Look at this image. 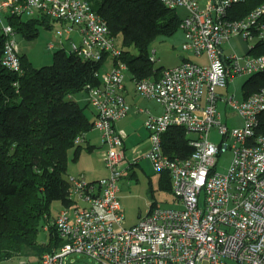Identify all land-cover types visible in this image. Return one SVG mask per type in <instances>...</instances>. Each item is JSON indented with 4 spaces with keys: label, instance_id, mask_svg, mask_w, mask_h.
<instances>
[{
    "label": "built area",
    "instance_id": "1",
    "mask_svg": "<svg viewBox=\"0 0 264 264\" xmlns=\"http://www.w3.org/2000/svg\"><path fill=\"white\" fill-rule=\"evenodd\" d=\"M163 1L173 8L186 6L188 14L180 23L183 47L205 59L185 56L178 65L163 68L158 78L133 81L139 95L163 106L161 114L145 122L151 141L147 155L157 171L170 172L172 191L183 206L156 204L137 223L126 226L119 181L132 162L125 152L127 133L115 122L131 111V105L125 95L129 69L118 37L89 0H0L2 24L3 12L46 14L60 23L61 43L62 37L70 36L71 51L86 59L100 60L105 53L117 59L106 74L100 73L99 85L86 88L96 111L94 127L105 145L108 174L95 181L84 173L68 176L69 195L76 203L63 207L53 221L64 243L44 253L38 264H63L68 256L80 254L100 264H264V132L259 130L264 87L241 99L225 98L244 120L233 128L222 120L216 90L238 75L264 69V54L250 52L243 65L239 55H227L223 47L234 36L250 40V50L264 39V4L245 17L232 18L230 6L243 0ZM3 32L7 38L2 62L21 71L16 32L9 23L3 24ZM150 59L157 61L153 54ZM173 124L185 126L192 135L194 150L187 158L164 151L162 134ZM213 128L222 135L219 143L209 138ZM227 148L233 153L230 166L218 172V156Z\"/></svg>",
    "mask_w": 264,
    "mask_h": 264
},
{
    "label": "trees",
    "instance_id": "2",
    "mask_svg": "<svg viewBox=\"0 0 264 264\" xmlns=\"http://www.w3.org/2000/svg\"><path fill=\"white\" fill-rule=\"evenodd\" d=\"M89 1L106 19L111 32L122 36L121 58L131 78H158L163 68L155 67L150 59V46L158 36L173 35L180 28L182 18L177 9L163 0ZM261 4L264 0L234 3L229 15L245 17ZM6 17L16 33L29 39L39 35L40 24L52 27L46 14L28 19L13 14ZM6 38L0 27V263L18 258L26 264H38L44 253L64 243L50 221L52 203L59 200L63 207L76 203L69 195L68 166L70 159L77 161L83 150L77 138L94 128L85 106L74 95L86 96L88 84L102 82L100 73L109 54L92 60L61 47L54 52L53 63L41 67L21 54L22 70L16 71L2 62ZM133 45L137 53L130 50ZM250 52L264 54V39H258ZM263 87L264 69L248 75L243 97ZM259 130L264 132V111ZM191 138L185 126L170 125L162 134L165 153L187 158L194 150ZM160 185L172 190L169 171H160ZM156 204L152 202L150 209ZM44 220L49 223L48 237L40 241Z\"/></svg>",
    "mask_w": 264,
    "mask_h": 264
},
{
    "label": "rangeland",
    "instance_id": "3",
    "mask_svg": "<svg viewBox=\"0 0 264 264\" xmlns=\"http://www.w3.org/2000/svg\"><path fill=\"white\" fill-rule=\"evenodd\" d=\"M181 18H185L188 14L186 6L178 5L176 7ZM3 15V24L8 23L5 13ZM28 19V16H23ZM51 18L52 27H46L39 25L40 33L36 38L29 39L21 33H15L16 39L19 42L21 54H25L32 64L36 67L44 65H50L53 63V54L61 47H65L67 51H71L72 43L70 36L65 35L62 37L63 42H60V38L57 35V29L60 28V23L54 18ZM3 24L0 22L1 31H3ZM185 34L184 30L180 27L173 35H160L158 36L150 46L151 54L156 55L157 61L154 62L155 67L168 68L173 67L181 63V56H186L193 61H202L204 58L195 55L192 51L184 49ZM119 45H122V36L120 35L117 40ZM50 43H55L54 46H50ZM252 42L245 40L240 36H234L224 43L225 53L227 55L237 54L240 56V61L244 65L246 59L250 54V47ZM133 53H137L138 49L133 45L130 47ZM156 50V52H154ZM113 67V58L109 55L101 69V74L104 75L110 68ZM248 78V75H238L233 80H230L227 85L218 86L217 93L220 96L218 100V110L221 112L223 122L227 123L230 128L235 126H241L244 123L243 117L240 113L232 107L226 97L234 95L238 99L243 97L244 82ZM131 82V75L127 72V80ZM131 86L132 83H131ZM139 95V94H138ZM207 90H205V97ZM140 99H145L142 95H139ZM143 97V98H142ZM74 98L79 101L82 106H85L87 115L92 119L96 118L95 108L89 103L87 105V97L82 94L74 95ZM94 141L102 142L101 132L99 129L94 131ZM196 135V134H193ZM210 140L215 143H219L222 139V135L217 128H213L209 134ZM87 147V146H86ZM85 144H83V153L87 154ZM81 153V154H83ZM92 161L95 164L105 165V162L100 161L101 153H95L90 155ZM233 157L232 150L227 148L223 150L218 156L217 171L226 172L230 166ZM80 161H71L69 163L70 169H75ZM68 166V167H69ZM101 167V168H103ZM106 167V165H105ZM136 174H132V170H129L119 181L120 191L118 196L121 201V205L125 214L126 226L137 223L141 217L146 216L151 208L152 202H156L164 207H181L183 206L182 200L178 198L172 190L164 189L160 185V171L155 169V166L150 157H145L140 161V164L135 167ZM63 208L62 203L59 200H55L52 203V215L50 221L58 216L60 210ZM44 226L41 227L38 239L40 241H46L48 237V231L45 229L48 226V221H43ZM24 260L11 259L0 264H22ZM63 264H100L98 260L93 259L90 256L82 257L78 255L76 258L68 256Z\"/></svg>",
    "mask_w": 264,
    "mask_h": 264
},
{
    "label": "crops",
    "instance_id": "4",
    "mask_svg": "<svg viewBox=\"0 0 264 264\" xmlns=\"http://www.w3.org/2000/svg\"><path fill=\"white\" fill-rule=\"evenodd\" d=\"M201 57L205 59L204 56ZM131 83L133 86H131ZM125 95L127 101L131 105V111L125 117L117 120L115 125L119 129H124L127 133V137L125 138V152L132 164L126 173L129 170H132V174H136L135 167L140 164V161L143 158L148 157L147 153L151 147L150 131L145 122L150 115H159L164 109L163 106L153 98L143 96L148 100L140 99L132 78L131 82L126 81ZM95 119L96 118H92L93 121H95ZM95 130L96 128L94 127L82 136L81 143L85 144V147L87 146V154L81 152L83 154H81L78 159V161H80L79 164L72 170L70 169V166L68 167L67 177L70 175L77 176L84 173L88 180L95 181L108 174V169L105 165L103 167L100 166L101 164H95L90 156L91 154L94 155L95 153H101L102 158L100 157V161L103 162L105 145L103 144V141L98 143L93 140L94 134H98L94 133ZM70 157H72V153H70ZM71 161L73 160L70 159V162Z\"/></svg>",
    "mask_w": 264,
    "mask_h": 264
},
{
    "label": "water",
    "instance_id": "5",
    "mask_svg": "<svg viewBox=\"0 0 264 264\" xmlns=\"http://www.w3.org/2000/svg\"><path fill=\"white\" fill-rule=\"evenodd\" d=\"M181 58L183 59L184 56L182 55ZM72 257L76 258L77 256L76 255H73ZM82 257H85L84 255Z\"/></svg>",
    "mask_w": 264,
    "mask_h": 264
}]
</instances>
